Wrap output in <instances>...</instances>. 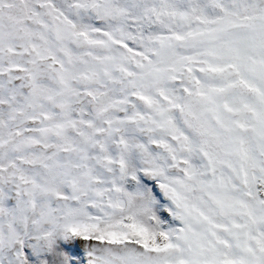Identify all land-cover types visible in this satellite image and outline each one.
<instances>
[{
	"label": "snow or ice",
	"instance_id": "1",
	"mask_svg": "<svg viewBox=\"0 0 264 264\" xmlns=\"http://www.w3.org/2000/svg\"><path fill=\"white\" fill-rule=\"evenodd\" d=\"M0 264H264V0H0Z\"/></svg>",
	"mask_w": 264,
	"mask_h": 264
}]
</instances>
